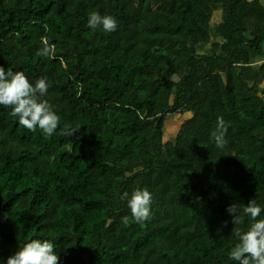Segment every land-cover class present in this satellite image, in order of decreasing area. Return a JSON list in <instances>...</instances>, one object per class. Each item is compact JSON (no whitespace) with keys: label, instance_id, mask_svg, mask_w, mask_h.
<instances>
[{"label":"trees","instance_id":"trees-1","mask_svg":"<svg viewBox=\"0 0 264 264\" xmlns=\"http://www.w3.org/2000/svg\"><path fill=\"white\" fill-rule=\"evenodd\" d=\"M93 11L117 30L88 28ZM252 52L264 56L263 0H0V65L47 78L61 117L49 137L0 106V264L33 239L60 264H238L232 233L251 219L226 209L255 199L264 219V85L238 68ZM137 189L152 194L144 222L123 197Z\"/></svg>","mask_w":264,"mask_h":264},{"label":"clouds","instance_id":"clouds-1","mask_svg":"<svg viewBox=\"0 0 264 264\" xmlns=\"http://www.w3.org/2000/svg\"><path fill=\"white\" fill-rule=\"evenodd\" d=\"M87 27L96 31L102 29L111 33L117 30L118 21L111 15H101L97 11L89 14ZM53 51L45 43L37 55L49 57ZM50 84L45 77L30 83L23 71H12L0 65V106L11 109V115L18 117L19 124L24 128L35 131L39 128L47 136L53 135L59 127L61 117L44 97L48 94ZM65 125V129H67ZM228 125L222 117L217 118V129L213 133L216 147L223 150L227 144L225 139ZM123 197L128 201L132 217L137 222H144L151 216L153 203L152 194L147 189H137L129 194L125 192ZM242 208L244 215L250 217L251 223L247 230L233 231L236 243L230 251V258L238 264H264V219L261 216L262 208L255 199L248 202L247 206L231 204L226 211L232 217V223L240 222L238 209ZM127 223L128 218L124 217ZM55 245L50 240L33 239L19 248L13 255L8 257L7 264H60L59 255L55 252Z\"/></svg>","mask_w":264,"mask_h":264},{"label":"rangeland","instance_id":"rangeland-1","mask_svg":"<svg viewBox=\"0 0 264 264\" xmlns=\"http://www.w3.org/2000/svg\"><path fill=\"white\" fill-rule=\"evenodd\" d=\"M264 2V0H263ZM214 9V19H213V25H216V23L221 21L222 14H223V6L222 4H217L213 6ZM213 39L215 41L220 40L217 33L212 34ZM207 45H200L198 51L201 53H205V50L207 49ZM211 48V46L209 47ZM177 79V78H175ZM186 117H183L181 115H170L167 119V125H166V136L165 141L173 140L176 132L178 131L181 124L184 122Z\"/></svg>","mask_w":264,"mask_h":264},{"label":"crops","instance_id":"crops-1","mask_svg":"<svg viewBox=\"0 0 264 264\" xmlns=\"http://www.w3.org/2000/svg\"><path fill=\"white\" fill-rule=\"evenodd\" d=\"M209 47L205 50L207 51ZM264 65V56L260 57L255 52H252V63L247 66H239L241 70L245 73L246 78L251 83H256L260 86L264 85V75L261 71V67Z\"/></svg>","mask_w":264,"mask_h":264}]
</instances>
